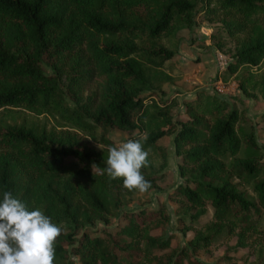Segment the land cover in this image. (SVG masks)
<instances>
[{
    "label": "trees",
    "instance_id": "1",
    "mask_svg": "<svg viewBox=\"0 0 264 264\" xmlns=\"http://www.w3.org/2000/svg\"><path fill=\"white\" fill-rule=\"evenodd\" d=\"M197 10L218 24L213 37L233 39L228 75L264 62V0H0V107L47 111L75 127L0 125V201L10 191L29 210L69 226H60L54 264H202L196 251L229 246L233 237L239 245L262 242L264 155L240 110L199 92L184 99V115L173 119V100L155 98L146 70L173 57L176 19L192 25ZM62 73L77 97L94 84L78 105L68 104ZM144 119H154L144 147L154 146L162 164L166 149L158 139L173 134L183 180L168 196L179 229L192 231L187 244L172 246L173 235L152 233L170 219L165 203L127 209L113 227L77 235L88 223H109L112 208L133 192L122 178L108 176V154L80 130L106 125L131 131ZM142 173L151 187L161 176ZM241 183L251 184L255 198ZM207 205L212 215L198 223Z\"/></svg>",
    "mask_w": 264,
    "mask_h": 264
},
{
    "label": "rangeland",
    "instance_id": "2",
    "mask_svg": "<svg viewBox=\"0 0 264 264\" xmlns=\"http://www.w3.org/2000/svg\"><path fill=\"white\" fill-rule=\"evenodd\" d=\"M215 22L205 20L197 10L195 13V22L192 25H186L176 19L174 26V40L177 42L178 50L172 58L166 60L160 67L147 65L146 70L153 86L152 91L155 98L173 100L171 103V113L173 119L184 115V99L192 97L201 92L202 95L214 93L224 97L230 103V106H236L243 119L242 125L247 130H253L258 143L262 148L264 155V119L261 113L264 112V62L257 65H242L235 73L228 75L225 70L227 63L232 61V52L234 51L233 39L222 36L217 39L211 33L217 31ZM216 34V33H215ZM221 53V54H220ZM225 62L220 63V56ZM221 59V60H222ZM222 60V61H223ZM47 72H52L51 67L43 64ZM218 76H222L228 85L225 92L215 89L213 82ZM60 84L65 98L69 105L75 106L81 102L93 88L94 84H85L82 96L77 97L71 90L66 75H60ZM89 120L92 118L87 116ZM145 122H139V127L128 131L117 127L98 125L96 132H80L88 139L89 143L99 151L108 154L110 146H116L120 143L132 139L133 135L145 134L153 125V121L144 119ZM7 124H44L47 127L55 128H75L65 122L54 113L47 111L39 112L29 109L26 106H3L0 107V125ZM105 137L113 140L112 143H106L101 140ZM158 142L166 149V163L162 164L158 150L154 146L144 147L149 151V166L142 168L146 173H158L160 178L157 184L151 187L148 192L140 193L133 191L131 194H125L119 207L112 208V218L105 224L101 220L94 223H88L85 226L76 229L77 235L82 231H88L90 234H98L105 229L113 227L117 222H121L122 211L127 209L154 208L165 203L170 213V219L162 226L154 228L152 233L159 235H173L171 239L172 246L187 244L192 231L188 230L185 234L179 229V220L175 212L176 203L172 201L168 193L183 178L178 172V162L180 155L176 154L173 144V134L166 133L158 139ZM103 146V149L98 145ZM241 187L246 188L248 194L255 198L251 184L241 183ZM113 207V206H112ZM212 206L207 205V211L200 216L198 223H204L212 215ZM261 226H264V210L261 217ZM60 226L68 229L65 222ZM235 237L229 240V246L215 244L211 251H196V256L202 264H264V238L261 243H255L250 246L236 244Z\"/></svg>",
    "mask_w": 264,
    "mask_h": 264
},
{
    "label": "clouds",
    "instance_id": "3",
    "mask_svg": "<svg viewBox=\"0 0 264 264\" xmlns=\"http://www.w3.org/2000/svg\"><path fill=\"white\" fill-rule=\"evenodd\" d=\"M147 139V134H140L137 139L108 148L107 174L111 179L122 178L128 191L146 193L152 186L142 173V168L150 164L149 151L144 148ZM61 233L62 228L40 209L29 210L10 191L3 193L0 264H54L55 245Z\"/></svg>",
    "mask_w": 264,
    "mask_h": 264
},
{
    "label": "built area",
    "instance_id": "4",
    "mask_svg": "<svg viewBox=\"0 0 264 264\" xmlns=\"http://www.w3.org/2000/svg\"><path fill=\"white\" fill-rule=\"evenodd\" d=\"M221 54V53H220ZM222 55L220 56V63H221V66L222 64L225 62V60L222 59ZM223 61H222V60ZM213 86L215 87V89L219 92H225L227 89H228V85L226 86L225 82L220 78H216L213 82Z\"/></svg>",
    "mask_w": 264,
    "mask_h": 264
}]
</instances>
